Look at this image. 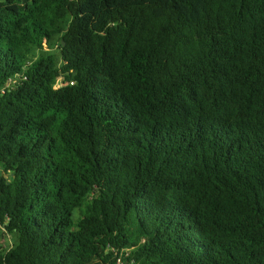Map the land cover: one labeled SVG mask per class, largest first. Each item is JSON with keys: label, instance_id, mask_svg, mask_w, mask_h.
<instances>
[{"label": "trees", "instance_id": "16d2710c", "mask_svg": "<svg viewBox=\"0 0 264 264\" xmlns=\"http://www.w3.org/2000/svg\"><path fill=\"white\" fill-rule=\"evenodd\" d=\"M1 233L0 264H264V0H0Z\"/></svg>", "mask_w": 264, "mask_h": 264}, {"label": "rangeland", "instance_id": "374dc122", "mask_svg": "<svg viewBox=\"0 0 264 264\" xmlns=\"http://www.w3.org/2000/svg\"><path fill=\"white\" fill-rule=\"evenodd\" d=\"M81 213V209L76 210V214L79 215ZM10 243V238L8 234H0V245L7 246Z\"/></svg>", "mask_w": 264, "mask_h": 264}]
</instances>
